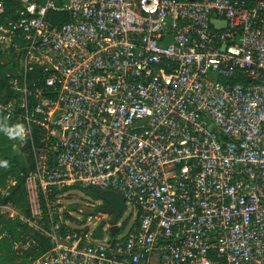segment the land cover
Returning a JSON list of instances; mask_svg holds the SVG:
<instances>
[{
    "label": "built area",
    "instance_id": "1",
    "mask_svg": "<svg viewBox=\"0 0 264 264\" xmlns=\"http://www.w3.org/2000/svg\"><path fill=\"white\" fill-rule=\"evenodd\" d=\"M0 21V115L33 166L30 215H0L49 242L35 264H264V0H0ZM89 191L131 227L68 211Z\"/></svg>",
    "mask_w": 264,
    "mask_h": 264
},
{
    "label": "trees",
    "instance_id": "2",
    "mask_svg": "<svg viewBox=\"0 0 264 264\" xmlns=\"http://www.w3.org/2000/svg\"><path fill=\"white\" fill-rule=\"evenodd\" d=\"M62 19L65 22L69 21L67 15H63ZM1 22V21H0ZM12 141L0 136V153L2 154V159H6L9 162V166L4 168L0 180L3 181L9 176H15L18 180V185L10 193V196L6 199H0L4 204H12L20 213L29 216L30 215V204L29 196L26 186V178L30 172L33 171L32 160L28 158V163L30 167H26L27 162L12 150ZM29 152V151H28ZM91 196L97 197V192H91ZM28 231L26 226H23L17 221H7L4 217L0 215V264H7L12 262L13 258L17 255L16 252L12 250V243L20 239V237ZM37 245L40 247L32 248L30 254H25L23 259L27 261V257H34L35 260L44 255L50 248V244L44 238L34 235ZM30 255V256H29Z\"/></svg>",
    "mask_w": 264,
    "mask_h": 264
},
{
    "label": "rangeland",
    "instance_id": "3",
    "mask_svg": "<svg viewBox=\"0 0 264 264\" xmlns=\"http://www.w3.org/2000/svg\"><path fill=\"white\" fill-rule=\"evenodd\" d=\"M13 142L14 141H12V143ZM24 161H25V159H24ZM26 167H27V164H26ZM91 192L92 191H89V193H87V192H84V193L74 192V193L68 195L67 197H65V199H64L65 205L69 206L68 207V211L74 212L76 214H79V211L81 210L84 213H86V215H85L86 218H87V216L89 214H91L92 216H95L93 214V212H94L93 206H97L98 202H96V200H100V199L98 198V196L97 197L91 196L90 195ZM86 197H88V198H86ZM87 199H91V200H87ZM100 201H101L102 204L104 203L102 200H100ZM123 220H124V222H126V224H127L126 226L128 228L131 227V225L133 224V222L135 220V215H134V212L132 211V207L131 206H129V210L124 214ZM17 222H19V221H17ZM35 234H36L35 231H33V230L28 228V231L25 234L22 235V236H24L23 238L21 236L19 240L14 241L11 244L12 245V247H11L12 250L14 252H16L17 255L13 258L12 262H8L7 264H35L37 259L35 260V258L30 256V255H29L30 257H27V261H28L27 263L23 259V257H25L24 253L27 254V255L30 254V252H31V250L33 248V245H31V249L29 251L24 252V253L21 252V248L24 245L26 239H30L31 241L36 242L35 239L33 238V236Z\"/></svg>",
    "mask_w": 264,
    "mask_h": 264
},
{
    "label": "clouds",
    "instance_id": "4",
    "mask_svg": "<svg viewBox=\"0 0 264 264\" xmlns=\"http://www.w3.org/2000/svg\"><path fill=\"white\" fill-rule=\"evenodd\" d=\"M29 135V130L22 122H13L9 115H0V136L10 140L25 142ZM9 162L6 159H0V168H7Z\"/></svg>",
    "mask_w": 264,
    "mask_h": 264
},
{
    "label": "water",
    "instance_id": "5",
    "mask_svg": "<svg viewBox=\"0 0 264 264\" xmlns=\"http://www.w3.org/2000/svg\"><path fill=\"white\" fill-rule=\"evenodd\" d=\"M213 24L215 25L214 21ZM97 196L108 205V208L102 212L106 215H112L111 224L114 226L113 234L115 235L117 233L116 225L127 209L125 200L122 196L111 192L97 191Z\"/></svg>",
    "mask_w": 264,
    "mask_h": 264
}]
</instances>
